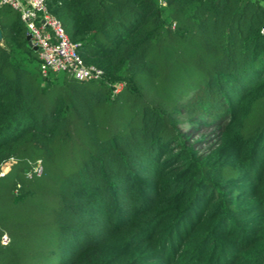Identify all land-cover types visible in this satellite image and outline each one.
<instances>
[{
  "label": "trees",
  "instance_id": "obj_1",
  "mask_svg": "<svg viewBox=\"0 0 264 264\" xmlns=\"http://www.w3.org/2000/svg\"><path fill=\"white\" fill-rule=\"evenodd\" d=\"M46 4L102 75L44 72L0 4V264H147L181 245L264 264V185L248 197L264 183V0ZM205 120L221 133L200 151L188 130Z\"/></svg>",
  "mask_w": 264,
  "mask_h": 264
},
{
  "label": "built area",
  "instance_id": "obj_2",
  "mask_svg": "<svg viewBox=\"0 0 264 264\" xmlns=\"http://www.w3.org/2000/svg\"><path fill=\"white\" fill-rule=\"evenodd\" d=\"M0 4L9 5L20 12L33 43L38 47L44 72L67 70L78 80L101 77L102 69L84 62L77 43L69 38L60 20L48 12L46 0H0ZM38 171L41 169L38 168ZM1 241L7 244L9 235L3 233Z\"/></svg>",
  "mask_w": 264,
  "mask_h": 264
},
{
  "label": "rangeland",
  "instance_id": "obj_3",
  "mask_svg": "<svg viewBox=\"0 0 264 264\" xmlns=\"http://www.w3.org/2000/svg\"><path fill=\"white\" fill-rule=\"evenodd\" d=\"M220 121H208L205 120L204 122H200L197 125L191 126L188 130L191 133V142H194L196 147L200 150H207L213 146H215L220 138L221 127L219 126ZM9 168V164L6 165L4 170ZM256 172H261L260 168H255ZM254 172V171H253ZM252 173V172H251ZM253 176H250L249 184H252L251 188L252 191H257V196H248L249 199H253L254 197L259 196V192L262 189L264 183L259 182L258 179H252ZM245 191V189H244ZM247 191V190H246ZM255 214H261V209ZM181 238L183 236H180ZM170 245L171 243H167ZM167 248L165 250H158L156 252V256L154 258H148L147 264H202V258L197 257L194 254V251L187 250L185 245L177 246V248L173 249V247ZM153 250V248H150ZM172 250V251H171ZM152 252V251H151ZM207 256V253H206Z\"/></svg>",
  "mask_w": 264,
  "mask_h": 264
},
{
  "label": "water",
  "instance_id": "obj_4",
  "mask_svg": "<svg viewBox=\"0 0 264 264\" xmlns=\"http://www.w3.org/2000/svg\"><path fill=\"white\" fill-rule=\"evenodd\" d=\"M2 38V32H1V29H0V39ZM27 39H28V43H29V45H31L33 48H35V49H38V47H37V45H35L34 43H33V41H32V37H31V34L30 33H28V35H27Z\"/></svg>",
  "mask_w": 264,
  "mask_h": 264
}]
</instances>
